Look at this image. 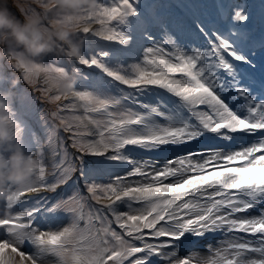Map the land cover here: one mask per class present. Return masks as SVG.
<instances>
[{"label":"snow or ice","instance_id":"snow-or-ice-1","mask_svg":"<svg viewBox=\"0 0 264 264\" xmlns=\"http://www.w3.org/2000/svg\"><path fill=\"white\" fill-rule=\"evenodd\" d=\"M211 4L208 12L205 0H96L93 11L84 9L78 17H47L124 49L137 37L147 46L141 45L140 58L131 64L113 62L111 51L102 49L77 59L108 77V87L130 91L121 88L116 95L75 87L70 96L47 97L79 101L60 110L81 108L84 115L76 119L96 131L85 138L61 119L79 155L53 138L51 182L35 161L32 181L8 185L0 195V264H46L47 258L52 264L57 258L62 264H217L196 254L210 234L226 244L205 245L224 264H264V29L257 38L246 27L251 14L243 7L231 6L224 19V6ZM17 8L24 17L40 15L31 5L17 3ZM6 57L7 67L20 73L12 79L41 93L58 92L56 84L68 75L64 67L27 59L18 50ZM4 68L0 63V73ZM72 72L83 77L75 67ZM41 75L44 86L37 79ZM153 93L156 103L141 99ZM6 111L13 138L22 143L21 127ZM201 139L208 143L205 149L166 158L163 165L152 156L136 159L127 153L129 146L162 153ZM86 156L129 170L97 183ZM76 173L85 180L86 194L75 190L51 202L46 197L31 202L26 195L54 193ZM252 212L256 215H248ZM58 213L70 223L41 228ZM24 246L34 251L25 252Z\"/></svg>","mask_w":264,"mask_h":264},{"label":"clouds","instance_id":"clouds-1","mask_svg":"<svg viewBox=\"0 0 264 264\" xmlns=\"http://www.w3.org/2000/svg\"><path fill=\"white\" fill-rule=\"evenodd\" d=\"M8 3L9 0H0V48L4 50L0 56L20 49L27 59L35 60L55 54L71 62L82 54L84 39L78 36L76 26H68L54 19H49L50 27L47 29H42V24L49 13L53 17H78L84 9L93 11L96 0H46L43 15L23 18L13 15ZM11 3L17 7V0H11ZM8 83V89L0 91V105H4L0 107V153H3V159H0V195L4 194L8 185L19 187L32 181L36 163L25 153L22 143L13 138L6 109L18 81L11 79ZM76 84V76L68 73L55 87L61 95L70 96Z\"/></svg>","mask_w":264,"mask_h":264},{"label":"rangeland","instance_id":"rangeland-1","mask_svg":"<svg viewBox=\"0 0 264 264\" xmlns=\"http://www.w3.org/2000/svg\"><path fill=\"white\" fill-rule=\"evenodd\" d=\"M21 1H22V4H24V5H26V6L29 5V4H33V5L35 6V8L37 9L38 12L43 11V9L37 7L38 3L40 2L39 0H21ZM8 8H9L10 12H11L13 15H15L17 18L20 16V15H18V14L15 12V10L10 9V7H8ZM17 50H18V51H21L20 49H17ZM14 62H15V61H13V63H14ZM156 91H160V90H156ZM165 99L168 100V103H169V104H171V100L168 98L167 94H165ZM172 99H174V98H172ZM142 100H144L145 102H148V103H156V102H157V97H156L155 93H153V94L150 95V96L142 97ZM161 122H163V121H161ZM190 143H191V142H189V144H190ZM185 149H186V150H189V147H186ZM44 224H45V223H44ZM49 226H51L53 229H55V228L51 225L50 222H47L43 228H47V227H49ZM114 228H116V230L118 231L117 226H116L115 224H114ZM22 250L25 251V252L34 251V249H27V246H24ZM17 259H18V258H17ZM46 264H52V258H47V259H46ZM55 264H62V261H61L59 258H57L56 261H55Z\"/></svg>","mask_w":264,"mask_h":264},{"label":"trees","instance_id":"trees-1","mask_svg":"<svg viewBox=\"0 0 264 264\" xmlns=\"http://www.w3.org/2000/svg\"><path fill=\"white\" fill-rule=\"evenodd\" d=\"M9 3H10V5L12 6V3H11V0H9ZM17 3H19V4H22V1L21 0H17ZM24 5V4H23ZM29 5H31L33 8H35V6H33L32 4H29ZM10 9H13V10H15V12L18 14L20 11L17 9V7H11Z\"/></svg>","mask_w":264,"mask_h":264},{"label":"bare ground","instance_id":"bare-ground-1","mask_svg":"<svg viewBox=\"0 0 264 264\" xmlns=\"http://www.w3.org/2000/svg\"><path fill=\"white\" fill-rule=\"evenodd\" d=\"M190 146H191V147H192V146L197 147V146H195V145H190Z\"/></svg>","mask_w":264,"mask_h":264}]
</instances>
